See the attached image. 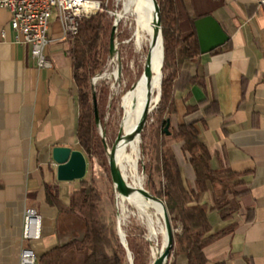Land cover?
<instances>
[{
  "label": "crops",
  "instance_id": "obj_1",
  "mask_svg": "<svg viewBox=\"0 0 264 264\" xmlns=\"http://www.w3.org/2000/svg\"><path fill=\"white\" fill-rule=\"evenodd\" d=\"M191 15H212L228 35V43L200 53L203 83L174 89L175 111L169 127L195 121L198 135L213 158L240 173L239 208L228 218L210 212L212 232H223L204 249L207 264H264V4L258 0H186ZM9 15L0 10V264H20L24 247L37 257L70 232L72 218L58 216L45 201V184L56 185L66 202L78 180L56 179L54 146L78 149L77 91L65 37L54 14L46 56L52 68H38L29 48L13 42ZM191 30L187 16L183 35ZM186 96V100H185ZM192 106L193 111H187ZM208 109H205L208 107ZM171 138V137H170ZM182 177L194 187V171L181 143L172 138ZM80 150V149H79ZM211 188L200 197L209 204ZM33 208L40 215V237L22 238L23 217ZM72 230V229H71ZM174 264H187L184 254Z\"/></svg>",
  "mask_w": 264,
  "mask_h": 264
},
{
  "label": "trees",
  "instance_id": "obj_2",
  "mask_svg": "<svg viewBox=\"0 0 264 264\" xmlns=\"http://www.w3.org/2000/svg\"><path fill=\"white\" fill-rule=\"evenodd\" d=\"M99 1L101 11L79 21L78 32L75 36L70 37L71 42L67 49V54L71 59L72 76L79 105L76 139L79 148L86 155L104 153L103 141L97 127L103 122L107 95L109 94V88L104 86L101 88L100 94H92V101H89L88 93L85 91L89 85V78L94 73L104 70L105 60L110 56L109 36L115 16L111 15L110 17L107 10L113 9V1ZM118 2L119 11L123 4H121V0ZM157 2L161 16L164 48V59L163 62L161 60V66L166 68L172 64L173 69L171 72L163 74L160 80L161 94L155 104V106L157 105L155 109L157 127L152 130L149 126L144 125L141 130L143 154H146V142L144 143L146 139L154 141L152 147L156 151L155 164L152 166L148 162V164H144L143 170L147 175V188L164 201L169 219L172 220L176 216L181 222V232L173 233L171 250H173L174 256L184 254L187 264H207L204 249L223 233L212 232L210 212L215 211L221 218H228L239 208L237 198L242 194V191L236 190V187L242 183L239 180L241 174L234 172L221 161L217 167L212 166L213 156L199 137L194 126L195 121L184 122L176 129L171 130L169 134L164 131L167 120L175 111L174 89H189L193 83H203L197 71V58L200 51L193 24L195 19L203 15H191L186 0H157ZM184 15L187 16L191 28L190 32L185 35L181 31ZM121 19L128 25L130 34L122 27ZM117 25L115 37L118 42L125 41L131 45L125 60L126 62L131 61L132 67L135 69L131 85L134 86L143 70L138 67V59L141 66L144 67L145 64V62L142 64L140 53L135 50L134 46V19L124 15L118 20ZM227 43L228 41L222 46ZM141 49L143 53L147 54V42L141 44ZM131 86L121 93V101L124 93ZM156 93L157 90L152 91V95ZM93 95H95L98 110V123L95 122ZM118 100L119 98L115 102L117 103ZM155 106L149 108L148 114ZM186 107L189 112L195 109L192 106ZM208 108L209 106L205 109ZM163 137H171L181 143V149L188 155V161L194 171V187H190L182 177L180 166L172 149L162 150L165 144ZM139 141L138 138V144ZM138 150L137 145V152ZM153 171L160 172L163 177L164 183L157 189L151 180ZM209 188H211L210 203H201V195ZM44 190L45 201L56 208L58 216L72 218V237L64 239L37 257V264H125V247L120 242L116 230L102 220L99 208L101 196L93 182L80 180L78 187L70 192L66 202L60 198L56 185L45 184ZM123 201L127 200L123 199ZM146 230L148 232V227L147 229L141 228L131 221L125 228V239L133 254V264H143L133 235L138 233L139 236H142ZM77 231L80 232L79 236ZM159 234L158 229L152 226L151 236L157 246L161 244L158 239ZM154 256L155 254L151 256V261ZM169 264H174V261Z\"/></svg>",
  "mask_w": 264,
  "mask_h": 264
},
{
  "label": "rangeland",
  "instance_id": "obj_3",
  "mask_svg": "<svg viewBox=\"0 0 264 264\" xmlns=\"http://www.w3.org/2000/svg\"><path fill=\"white\" fill-rule=\"evenodd\" d=\"M113 1V9L107 10L109 16L113 15V13H116L119 9V2L118 0H112ZM125 0H121V4L124 3ZM98 11H101L98 10ZM126 16L132 17L131 15L125 14ZM52 18V17H51ZM51 20V19H50ZM122 27L124 30L127 31L128 34H130V29L128 25L124 22L123 19L120 20ZM118 26V25H117ZM117 29V28H116ZM117 32V30H116ZM115 32V36H116ZM116 38V37H115ZM146 41V38L144 36H139L137 32H135V50L139 51L140 53V60L142 64L145 62L146 54L143 53L141 49V44ZM131 45L126 43L125 41L119 43L116 38L115 43V51L117 53L113 56H108L105 60V68L102 72L94 73L89 78V85L85 88V91L88 93V100L92 101V94H100V90L102 87L106 86L109 88V94L107 95V102H106V108L105 113L103 115V122L102 124H98V132L102 139V134L105 138V144L108 149L111 148L113 142L115 141L118 132L120 128L122 129V117L124 113V105L126 98L129 94V91L132 90L130 88L128 91L124 93L122 101L121 99V93H123L126 88L131 86L133 83V76L135 74V69L132 67L131 61L126 62L125 57L127 55V52L130 51ZM121 65L120 73L118 74V77L114 79L111 76V73L114 69L117 70L118 65ZM138 67L143 68L141 66V63L138 59ZM136 68V66H135ZM137 69V68H136ZM173 69V65L169 64L168 67L162 68L161 75L159 77V80L157 81V85L154 88V90H157L160 86V80L163 74H167L171 72ZM81 71V69H79ZM126 94V95H125ZM155 97L157 99V93L155 95H152V92H150L149 95H147V100L150 99L149 108H152L155 106L156 102L152 99V97ZM119 100L117 103L115 102L116 99ZM153 101V102H152ZM122 102V108L120 106V103ZM112 103L114 106L112 107ZM112 107V109H111ZM157 107V105H156ZM156 107L148 114L147 121L145 125L149 126V128L154 130V128L157 127V114L155 113ZM133 129V126H132ZM169 132L171 131V128L168 127ZM123 131V129H122ZM102 133V134H101ZM141 134V133H140ZM133 143L127 145V151L130 155V158L126 159L123 163L124 166V173L126 175L127 182H130L132 180H135L138 184L142 185L143 188L148 190L150 193L154 194L147 188V175L143 170L144 164H148L150 162L152 166L155 164L156 161V151L152 147L154 144V141H148L147 139L144 141L146 146V154H143L142 150V137L139 136V144H138V138L136 135H133ZM165 142L163 149L170 148V144L172 142V138L170 137H163L162 138ZM175 140V139H174ZM137 145H138V152H137ZM78 149L79 145L77 144ZM161 148V147H160ZM171 149V148H170ZM81 150V149H80ZM84 153V152H83ZM85 155L86 158V174L83 178V180H86L88 182H93L96 188L100 192V201H99V208L101 211V216L103 222L106 224L112 226L114 230H116V233L118 234V229L120 228L121 231L125 235V228L128 225V222L131 221L134 225L140 226L141 228L147 229V227L155 226L159 231L158 239L162 243V232L164 230V225L162 222L161 216L156 213L152 208H146L144 211L138 209L137 206H134L133 204L123 201L122 196H118L114 190V185L112 183L109 168H108V153L104 148L103 154H92V155ZM153 176L151 178L154 187L160 188L162 186L163 177L160 172L153 171ZM155 195V194H154ZM161 199V198H160ZM162 200V199H161ZM163 201V200H162ZM164 202V201H163ZM148 216L146 217V215ZM171 227L173 230V233H180L181 232V222L178 220V218L175 216L172 220L170 219ZM72 225V224H71ZM71 225L69 226V231L65 234L66 239L69 237H72V230ZM77 235H80V232L77 231ZM119 237V236H118ZM126 238V237H125ZM133 240L135 243L136 248L139 250V254L141 257V260L143 264H150L151 262V256L154 255L153 248L151 249L150 242L148 241V232L145 231L144 235L139 236L138 233L133 235ZM126 246L125 247V264H130L129 258L127 256V250L131 254L132 262H133V254L131 250H129L127 246V241L125 239ZM161 245V244H160ZM173 250L170 251V255L167 259V264L170 263V261L173 259Z\"/></svg>",
  "mask_w": 264,
  "mask_h": 264
},
{
  "label": "water",
  "instance_id": "obj_4",
  "mask_svg": "<svg viewBox=\"0 0 264 264\" xmlns=\"http://www.w3.org/2000/svg\"><path fill=\"white\" fill-rule=\"evenodd\" d=\"M153 10H154V19H153V37H152V43H155L157 40V37H161L162 41V25H161V16H160V10L157 0H153ZM115 16L110 36H109V55L113 56L117 53L115 51V32L117 28V17L116 14L113 13ZM198 45H199V51L200 53H207L211 52L217 47L223 45L228 40V35L223 31L221 25L219 22L212 16V15H203L193 22ZM151 49V48H150ZM148 50L145 58V64L142 70L141 77L144 75L148 78L151 76L152 68H151V50ZM118 57V56H117ZM163 59H164V48H163ZM121 70V65L119 64L117 67V73L119 74ZM133 86H131L132 88ZM161 94V92H160ZM93 102H94V116H95V122L98 123L99 116H98V110L96 106L95 101V95H93ZM149 104L150 99L147 100V103L145 105L143 114L136 125L134 129V134L139 138L141 130L143 129V126L145 125L148 117V111H149ZM156 107V106H155ZM169 127V120H167L164 131L166 134H169L168 131ZM102 134V133H101ZM122 129L120 128L118 135L113 142L110 149L107 148L105 144V138L102 134V141L105 150L108 153V168L110 177L112 180V183L114 185V190L118 196L125 197L129 195V193L133 190L138 191L142 194L144 198H150L153 200H157L162 205V216L163 221L166 229V242L161 250V252L151 261L150 264H165L169 255L170 251L173 245V230L171 227L170 219L167 213V209L165 206V203L154 194L150 193L148 190L143 188V186H134L127 182L126 178L123 176L121 167L118 165L116 159H115V143L116 141L122 137ZM131 136V135H129ZM51 156L53 161L56 164V179L58 181H64V182H70L74 180H83L85 174H86V158L84 153L79 149H72L68 146H54L51 150ZM118 236L120 242L126 246L125 243V235L121 231V229H118ZM127 256L129 258L130 264H133L131 254L127 250Z\"/></svg>",
  "mask_w": 264,
  "mask_h": 264
},
{
  "label": "built area",
  "instance_id": "obj_5",
  "mask_svg": "<svg viewBox=\"0 0 264 264\" xmlns=\"http://www.w3.org/2000/svg\"><path fill=\"white\" fill-rule=\"evenodd\" d=\"M264 4V0H258ZM101 9L99 0H0V10L8 15V25L14 32L13 42L29 48L30 56L38 68L50 69L52 62L46 56L51 41L49 25L56 14L61 22L63 35L73 37L78 32V23ZM4 29L0 30L3 37ZM40 215L29 208L23 217L22 238L35 240L40 237ZM20 264H37V256L30 247L20 252Z\"/></svg>",
  "mask_w": 264,
  "mask_h": 264
},
{
  "label": "bare ground",
  "instance_id": "obj_6",
  "mask_svg": "<svg viewBox=\"0 0 264 264\" xmlns=\"http://www.w3.org/2000/svg\"><path fill=\"white\" fill-rule=\"evenodd\" d=\"M115 14L117 20L122 18L125 14L131 15L135 23V30L133 32V36H135V32H137L139 36H144L146 38L145 42H147V52L151 48V76L150 78H148L144 75L143 77H141V79H138L136 84L133 86L132 90L129 91L124 105L125 113L122 118L123 135L115 143V159L118 165L121 167L123 176L126 178V175L123 171V163L126 159L130 158V155L127 151V145L133 143V135H135L134 129L143 114L145 105L147 103V95H149L150 92L154 90L157 85V81L159 80V77L161 75V60L163 62V37L161 41V37L158 36L156 42L152 43L154 19L153 0H125L120 10L117 11ZM111 76L116 79V77L118 76L116 69L113 70ZM160 88L161 83L158 88L157 99L154 96L152 97V99L155 100L154 103L156 102V100H158L160 96ZM129 183L137 187L141 186L135 180H132ZM123 198H125L131 204L134 203L138 207V209L142 211H144L146 208H152L156 213L161 216L164 225L162 216V205L157 200L144 198L142 194L136 190L131 191L129 195ZM147 216L148 214L146 215V217ZM151 230L152 226L150 225L148 227V241L150 242L151 249L153 248L154 250L155 258L161 252L166 242V229L164 225V230L162 232V243L160 246H157L155 244L151 236Z\"/></svg>",
  "mask_w": 264,
  "mask_h": 264
}]
</instances>
